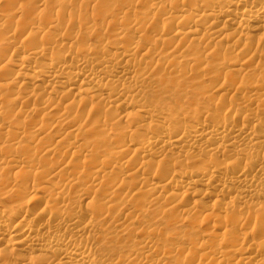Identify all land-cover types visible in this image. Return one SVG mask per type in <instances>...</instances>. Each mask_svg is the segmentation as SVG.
<instances>
[{
	"label": "bare ground",
	"instance_id": "1",
	"mask_svg": "<svg viewBox=\"0 0 264 264\" xmlns=\"http://www.w3.org/2000/svg\"><path fill=\"white\" fill-rule=\"evenodd\" d=\"M0 264H264V0H0Z\"/></svg>",
	"mask_w": 264,
	"mask_h": 264
},
{
	"label": "rangeland",
	"instance_id": "2",
	"mask_svg": "<svg viewBox=\"0 0 264 264\" xmlns=\"http://www.w3.org/2000/svg\"><path fill=\"white\" fill-rule=\"evenodd\" d=\"M184 226H187V224H184ZM206 229H207V227L206 226H203V227H201V229L199 230V232H202V231H205L206 232Z\"/></svg>",
	"mask_w": 264,
	"mask_h": 264
}]
</instances>
